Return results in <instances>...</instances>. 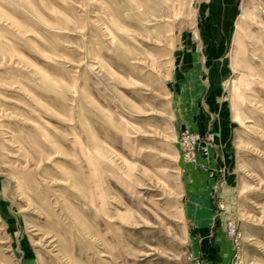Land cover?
<instances>
[{
	"label": "rangeland",
	"instance_id": "rangeland-1",
	"mask_svg": "<svg viewBox=\"0 0 264 264\" xmlns=\"http://www.w3.org/2000/svg\"><path fill=\"white\" fill-rule=\"evenodd\" d=\"M208 2L0 0V264H195L196 174L264 264V0Z\"/></svg>",
	"mask_w": 264,
	"mask_h": 264
},
{
	"label": "crops",
	"instance_id": "crops-1",
	"mask_svg": "<svg viewBox=\"0 0 264 264\" xmlns=\"http://www.w3.org/2000/svg\"><path fill=\"white\" fill-rule=\"evenodd\" d=\"M203 4V10L209 13L208 19L214 23L215 35L229 36L238 22L242 13L248 10L250 0H208ZM250 3V4H249ZM199 181V188L203 195L199 198L198 206L187 217L192 221L193 231L190 235V253L197 264L201 261L205 264H232L231 256L235 250L233 241L226 233V223L229 219L221 215L217 221L210 196L213 195L214 183L201 179V175H195ZM234 185L230 182L223 185V195L229 206L233 203ZM212 198V196H211ZM193 264V263H192Z\"/></svg>",
	"mask_w": 264,
	"mask_h": 264
},
{
	"label": "built area",
	"instance_id": "built-area-1",
	"mask_svg": "<svg viewBox=\"0 0 264 264\" xmlns=\"http://www.w3.org/2000/svg\"><path fill=\"white\" fill-rule=\"evenodd\" d=\"M190 156H191V157H194V154L190 153ZM205 171H206V172H211V171H210V168H209L208 166L205 167ZM229 231H230V233H231L232 235H235V234H236V232H237V227H236V225H235L234 223H231V224H230Z\"/></svg>",
	"mask_w": 264,
	"mask_h": 264
}]
</instances>
